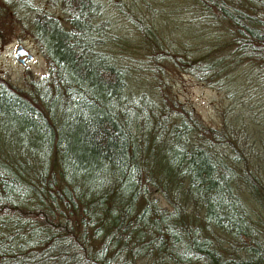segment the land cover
Wrapping results in <instances>:
<instances>
[{
  "label": "trees",
  "instance_id": "obj_1",
  "mask_svg": "<svg viewBox=\"0 0 264 264\" xmlns=\"http://www.w3.org/2000/svg\"><path fill=\"white\" fill-rule=\"evenodd\" d=\"M187 1L202 11L194 35L216 36L197 54L164 47L165 59L241 95L233 72L244 59L264 61V3ZM61 3L63 17L0 0L4 15L29 24L47 62L25 88L0 78V264H264L259 217L235 187L251 193L260 181L231 118L206 125L168 94L157 64L151 91L136 93L122 55L106 47L115 36L104 0ZM129 11L141 37L165 46Z\"/></svg>",
  "mask_w": 264,
  "mask_h": 264
},
{
  "label": "rangeland",
  "instance_id": "obj_2",
  "mask_svg": "<svg viewBox=\"0 0 264 264\" xmlns=\"http://www.w3.org/2000/svg\"><path fill=\"white\" fill-rule=\"evenodd\" d=\"M123 1L127 11H132L134 16L143 19L145 24L151 28L155 27L158 33L162 34L160 39L165 46L158 47V42H154L152 46L149 40L150 35L141 37L138 34L124 6L116 8L117 5L108 4L109 1L104 0L103 17L111 21V39L113 35L117 38L116 41L114 38L106 45L107 49L116 56L122 55L129 70L130 85L136 93L146 88L147 91H151L154 83L146 81L148 78L151 79L149 68L153 69L157 64L162 67L166 76L168 94L175 98L178 104L191 108L206 125L219 127L224 117L228 121L231 118V130L241 137L242 152L246 157V162L243 161V163H246L247 170L257 175L260 181L258 184L260 187L252 186L253 196L240 180L236 181L235 187L248 207L255 211V216L259 217L256 224L262 228L264 238V205L255 199L257 197L264 202V61L244 59L233 72L232 83L236 84L237 88L239 85L244 88L241 95H232L229 91L219 90L200 81L193 74L174 67L164 56L165 53H169L166 47H171L172 51L174 48V51L180 55L194 53L192 49L199 48L194 53L197 54L203 51L201 48L205 39H214L216 36L199 33L194 35L193 25L199 23L202 11L193 2L187 0ZM240 1L249 5L258 0ZM261 1L264 3V0ZM31 2L61 17L65 15L61 0H31ZM187 15L191 23L186 21ZM11 22L12 27L9 25ZM24 23L26 24L27 20ZM27 25L29 27L28 23ZM27 25L23 26L14 16L10 19L9 16L4 15L3 10L0 11V78L23 88L29 81L41 78L47 72V62L29 33ZM214 29L216 26L211 25L206 31ZM118 39L125 40L128 45L118 44ZM19 43L32 53V58H26L25 63H21L13 56L15 47ZM153 47L156 48L153 52L157 60L153 59L152 52L150 53L149 50L152 51ZM128 55L130 58L127 59ZM173 107L170 106V110ZM239 110L243 112L238 113ZM240 168L238 166L239 172H241ZM157 195L160 202L165 204V200L159 194ZM137 264L147 263L143 259H138Z\"/></svg>",
  "mask_w": 264,
  "mask_h": 264
},
{
  "label": "water",
  "instance_id": "obj_3",
  "mask_svg": "<svg viewBox=\"0 0 264 264\" xmlns=\"http://www.w3.org/2000/svg\"><path fill=\"white\" fill-rule=\"evenodd\" d=\"M13 56L21 63L26 62V58H32V53L21 43L14 50Z\"/></svg>",
  "mask_w": 264,
  "mask_h": 264
}]
</instances>
